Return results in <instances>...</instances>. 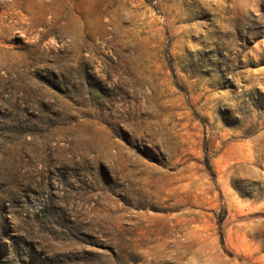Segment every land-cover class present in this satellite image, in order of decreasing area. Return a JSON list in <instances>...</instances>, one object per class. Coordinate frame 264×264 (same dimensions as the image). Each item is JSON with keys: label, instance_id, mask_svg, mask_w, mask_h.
Returning a JSON list of instances; mask_svg holds the SVG:
<instances>
[{"label": "rangeland", "instance_id": "rangeland-1", "mask_svg": "<svg viewBox=\"0 0 264 264\" xmlns=\"http://www.w3.org/2000/svg\"><path fill=\"white\" fill-rule=\"evenodd\" d=\"M0 264H264V0H0Z\"/></svg>", "mask_w": 264, "mask_h": 264}]
</instances>
